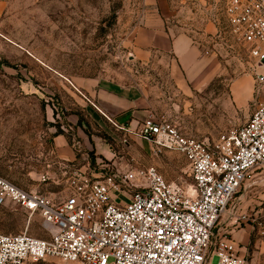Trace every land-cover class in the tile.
I'll return each mask as SVG.
<instances>
[{
    "label": "rangeland",
    "instance_id": "obj_1",
    "mask_svg": "<svg viewBox=\"0 0 264 264\" xmlns=\"http://www.w3.org/2000/svg\"><path fill=\"white\" fill-rule=\"evenodd\" d=\"M149 1L0 0L2 176L56 202L71 194L77 172L133 175L126 180V193L120 199L143 188L146 179L138 172L151 166L168 182L188 189L192 177L184 155L159 151L141 136V123L147 118H163L190 136L215 140L249 119L263 101L264 83L256 81L248 46L228 23V0H166L179 25L203 29L192 32L193 37L218 59L203 91L189 87L184 91L176 82L171 53L146 59L131 48V32L155 6ZM81 78L145 87L149 115L132 128L117 127L76 89ZM59 133L73 145L75 160L51 157L49 145ZM259 171L247 178L231 204L242 202L250 211L251 199L264 190V173ZM27 219L17 205L0 206V232L21 233ZM51 231L39 214L33 215L29 234L48 238ZM37 264L74 263L50 257Z\"/></svg>",
    "mask_w": 264,
    "mask_h": 264
},
{
    "label": "built area",
    "instance_id": "obj_2",
    "mask_svg": "<svg viewBox=\"0 0 264 264\" xmlns=\"http://www.w3.org/2000/svg\"><path fill=\"white\" fill-rule=\"evenodd\" d=\"M225 14L248 46L256 81L264 83V0H228ZM139 132L159 151L184 155L190 188L151 166L138 172L143 188L120 199L133 175L77 172L71 194L56 202L0 174V206L17 205L28 216L25 231L0 232V264L50 257L74 264H251L225 226L248 222L264 234V202L242 214L231 204L247 178L264 171V101L243 125L215 140L190 136L163 118L145 119ZM36 213L51 227L48 238L27 232Z\"/></svg>",
    "mask_w": 264,
    "mask_h": 264
},
{
    "label": "crops",
    "instance_id": "obj_3",
    "mask_svg": "<svg viewBox=\"0 0 264 264\" xmlns=\"http://www.w3.org/2000/svg\"><path fill=\"white\" fill-rule=\"evenodd\" d=\"M149 2L154 3L155 6L150 7L143 17L142 24L131 32L132 40L129 41L131 48H134L139 58L146 59L155 54L157 58L158 54L171 53L173 62L170 66L176 82L184 91L186 87L203 91L212 78L211 66L213 63H219L217 57L204 51L193 37L192 32L197 34L203 29L197 31L179 25L173 20L174 15L168 9L166 0ZM168 20L172 21L168 23ZM76 85L78 86L76 89L90 99L92 108L98 114L109 118L119 128L125 130L126 127L132 128L149 115L145 87L102 84L97 79L84 78L77 80ZM262 99L264 101V85ZM80 100L84 102L82 98ZM49 150L52 153L51 157L58 161L75 160L77 156L73 145L62 133L53 137ZM259 172L264 173V171ZM263 202L264 190L259 192L258 198L251 199L250 211L247 205L240 202L236 205V213H252L259 209ZM225 227L231 231L234 241L243 247L242 253L249 254L251 264H264V234L248 222Z\"/></svg>",
    "mask_w": 264,
    "mask_h": 264
}]
</instances>
